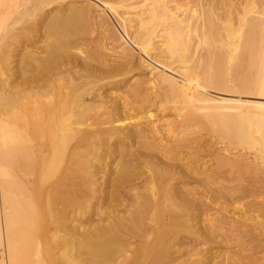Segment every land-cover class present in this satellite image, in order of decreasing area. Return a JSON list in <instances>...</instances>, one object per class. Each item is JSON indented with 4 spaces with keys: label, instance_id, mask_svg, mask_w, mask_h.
<instances>
[{
    "label": "bare ground",
    "instance_id": "1",
    "mask_svg": "<svg viewBox=\"0 0 264 264\" xmlns=\"http://www.w3.org/2000/svg\"><path fill=\"white\" fill-rule=\"evenodd\" d=\"M223 1L28 0L27 82L0 90V161L11 180L0 264L19 257L20 213L32 210L17 192L31 182L30 200L67 257H99L133 233L136 257H197L185 233L240 245L248 254L226 253L236 261L264 248L262 202L239 213L211 207L250 198L230 183L262 173L229 150L264 148V4ZM109 42L126 47L114 53ZM134 62L146 73L132 74ZM108 86L113 94L102 93ZM132 102L148 106L136 112ZM207 150L212 165L200 171L194 158ZM189 179L202 191L187 189ZM88 243L93 253L81 251Z\"/></svg>",
    "mask_w": 264,
    "mask_h": 264
},
{
    "label": "rangeland",
    "instance_id": "2",
    "mask_svg": "<svg viewBox=\"0 0 264 264\" xmlns=\"http://www.w3.org/2000/svg\"><path fill=\"white\" fill-rule=\"evenodd\" d=\"M186 3H190L193 0H184ZM229 2L231 0H224ZM223 1V2H224ZM248 1V0H247ZM258 4H264V0H256ZM183 2V0H168L171 7L176 4ZM28 8V0H0V28L3 30L0 33V90L3 92L5 90H15L17 92L24 91V84L27 82L28 66L26 64L27 58L25 56V51L27 50L28 43L23 36V28L28 23L27 15H24ZM26 9V10H25ZM122 12V10H118ZM107 12V11H104ZM109 12H113L109 10ZM102 15V14H100ZM27 17V18H26ZM26 21V22H25ZM7 31V33H6ZM109 47L112 48L114 53L120 52V50L126 47L122 42H116L112 44L109 42ZM47 60L43 61L45 64ZM133 67L134 73L132 74H144V70L136 67V62ZM131 74V75H132ZM130 76V75H129ZM112 81V80H111ZM111 81H105L111 82ZM108 86L104 88L102 93L106 91V94H113V89ZM105 94V95H106ZM104 95V96H105ZM147 103L136 102L131 103L127 108L135 109L137 111H143L147 107ZM134 111V110H133ZM206 134V133H205ZM210 135L206 134L205 140H210ZM217 139H212L216 141ZM7 147L6 142L1 146L0 150H5ZM226 147L225 144L219 143L216 148ZM236 149V150H235ZM231 154L236 156L248 157L252 163V166L262 170L261 174L254 173L241 174L236 182L230 183L234 187L243 188L251 193V197L243 200H236L232 202L226 201L225 199H219L221 206H215L211 204L214 208L213 211L219 210L225 207L226 210L234 209L235 212H243L247 210L248 204L250 203H260L264 205V188L262 183L264 182V148L256 147L255 149L245 148H232ZM209 150L202 152L198 157L194 158L195 162L200 165V171H204L209 168L212 163L209 161L210 157ZM228 154V153H227ZM247 154V155H246ZM235 156V157H236ZM243 156V157H244ZM194 157V156H191ZM204 176H201V179ZM228 173L222 171L218 174V182L221 185L226 186L228 184ZM203 184V181L199 182ZM198 181L195 179L186 180L187 189L195 188L197 191H202L203 186L199 185ZM10 185L11 180L8 171V162L6 160L0 161V261L6 257L4 255V246L8 244L10 230H9V197H10ZM27 187L29 189L33 188V184L28 183ZM206 188V186H205ZM29 189L20 187L17 192L18 199L25 200V211L32 210V212H26L25 214L20 213V218L22 221L19 224V228L23 230L22 241L19 242V257H14L10 264H263L262 258L264 254V248H258L254 250L255 257H235L236 260H232L233 257H226L227 252L231 254L236 253L243 256V254H248L243 252L242 247L238 245L237 247L231 246V248L226 245L225 242L218 241H207L204 242H194V236L191 233H185L194 244L197 257H189L187 254L184 257H165L164 254L159 257H136L132 252L136 253V233L131 236L118 237L112 242L105 245L106 253L99 257H79L74 254L72 257H67L66 252L59 249V246H63L59 243H55L51 237L52 232H54V227L51 225L49 228L47 220L42 215V208L39 207L37 201L30 200ZM38 205H37V204ZM22 204V203H20ZM233 211V212H234ZM223 212V211H222ZM94 213V211H92ZM45 215V214H44ZM257 213H250L252 218H255ZM85 217L78 216V223H82ZM255 220H260L264 224V218H256ZM248 224L253 225V222L249 221ZM208 223L198 224L196 228L199 229V233H202ZM258 227V226H255ZM61 235V233L59 234ZM24 239V242H23ZM186 241V239H182ZM128 243H134V247H128ZM126 242V243H125ZM54 243V244H53ZM25 244V246H24ZM59 245V246H58ZM58 252H55L57 250ZM97 248L96 244L88 243L85 247L81 248L83 252H94ZM255 248V245H252ZM3 250V251H2ZM60 251V253H59ZM62 251V252H61ZM3 252V253H2ZM114 252V253H113ZM121 252H126L128 255L125 257H120ZM65 253V254H64ZM4 255V256H3ZM3 257V258H2ZM6 260V258H4Z\"/></svg>",
    "mask_w": 264,
    "mask_h": 264
}]
</instances>
